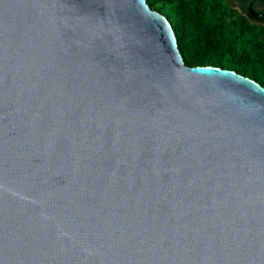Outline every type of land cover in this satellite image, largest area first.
Masks as SVG:
<instances>
[{
    "label": "water",
    "instance_id": "1",
    "mask_svg": "<svg viewBox=\"0 0 264 264\" xmlns=\"http://www.w3.org/2000/svg\"><path fill=\"white\" fill-rule=\"evenodd\" d=\"M0 264H264V86L146 0H0Z\"/></svg>",
    "mask_w": 264,
    "mask_h": 264
},
{
    "label": "trees",
    "instance_id": "2",
    "mask_svg": "<svg viewBox=\"0 0 264 264\" xmlns=\"http://www.w3.org/2000/svg\"><path fill=\"white\" fill-rule=\"evenodd\" d=\"M146 1L170 22L187 65L231 69L264 86V17L255 22L233 0Z\"/></svg>",
    "mask_w": 264,
    "mask_h": 264
},
{
    "label": "flooded vegetation",
    "instance_id": "3",
    "mask_svg": "<svg viewBox=\"0 0 264 264\" xmlns=\"http://www.w3.org/2000/svg\"><path fill=\"white\" fill-rule=\"evenodd\" d=\"M238 12L252 18L255 22H261L264 17V0H233Z\"/></svg>",
    "mask_w": 264,
    "mask_h": 264
}]
</instances>
